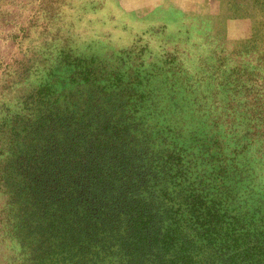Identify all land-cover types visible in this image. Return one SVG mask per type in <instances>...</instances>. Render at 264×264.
Segmentation results:
<instances>
[{
	"label": "trees",
	"instance_id": "1",
	"mask_svg": "<svg viewBox=\"0 0 264 264\" xmlns=\"http://www.w3.org/2000/svg\"><path fill=\"white\" fill-rule=\"evenodd\" d=\"M78 73L85 88L44 82L1 111L0 235L19 248L5 264H264L252 167L154 128L135 82Z\"/></svg>",
	"mask_w": 264,
	"mask_h": 264
},
{
	"label": "rangeland",
	"instance_id": "2",
	"mask_svg": "<svg viewBox=\"0 0 264 264\" xmlns=\"http://www.w3.org/2000/svg\"><path fill=\"white\" fill-rule=\"evenodd\" d=\"M82 67L135 82L154 128L264 184V0H0V114L44 82L85 88ZM18 251L0 235V264Z\"/></svg>",
	"mask_w": 264,
	"mask_h": 264
}]
</instances>
